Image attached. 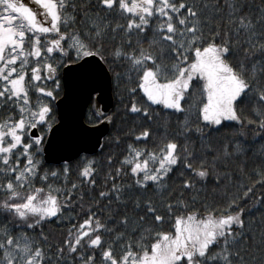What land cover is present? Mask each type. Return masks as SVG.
<instances>
[{
	"label": "snow or ice",
	"instance_id": "6c2138e0",
	"mask_svg": "<svg viewBox=\"0 0 264 264\" xmlns=\"http://www.w3.org/2000/svg\"><path fill=\"white\" fill-rule=\"evenodd\" d=\"M72 76L89 101L110 79L132 121L102 190L98 138L45 159ZM91 111L81 136L114 122ZM260 189L264 0H0V264H264Z\"/></svg>",
	"mask_w": 264,
	"mask_h": 264
},
{
	"label": "water",
	"instance_id": "95a60500",
	"mask_svg": "<svg viewBox=\"0 0 264 264\" xmlns=\"http://www.w3.org/2000/svg\"><path fill=\"white\" fill-rule=\"evenodd\" d=\"M63 94L56 102L57 118H63L64 127L60 131L54 126L53 132L49 134L48 140L51 148L46 144L45 159L49 164L58 165L59 157L67 158L69 155V145L78 144L88 149L92 148L96 139L102 144L107 136L110 125L103 120L95 126V130L85 136H81L76 129V121L85 122V114L88 106L93 103L97 111L111 114L113 110L112 82L110 79L101 81L102 92L100 95H94L92 100L87 98V84L84 78L72 76L65 83L62 78ZM102 118V117H101ZM88 127H92L87 125ZM100 146L96 145L94 151H89L88 155H94L98 152ZM77 159L73 156L72 161ZM71 162V161H70Z\"/></svg>",
	"mask_w": 264,
	"mask_h": 264
},
{
	"label": "trees",
	"instance_id": "16d2710c",
	"mask_svg": "<svg viewBox=\"0 0 264 264\" xmlns=\"http://www.w3.org/2000/svg\"><path fill=\"white\" fill-rule=\"evenodd\" d=\"M258 2V0H257ZM61 83H62V79H61ZM63 85V84H62ZM63 94V91L60 93V96L57 98V100L59 98H61ZM112 94H113V110L112 113L114 115V122L113 124L110 126V130L107 134V136L111 135L113 131H115L117 128L121 129V130H127L128 128H130L132 126V121L131 119H125L122 115V105L120 103L119 97L117 95V90L114 87V85L112 84ZM139 99V97H138ZM57 100L54 102L55 103V111H56V115H57V109H56V102ZM93 108V103H91L86 111L85 114V118L84 121L87 122L89 121V118L95 119L91 109ZM119 109V110H118ZM103 120V118L100 119V122ZM89 126H92L91 124H87ZM102 144H104V148L103 150H101V148H99L98 152L94 155H96L99 159H100V168H99V176L97 177V182H96V189H100L102 190L104 187L103 184V177L105 175V172L107 171V164L104 161V155L108 154L109 152H116L119 153L120 148L123 147V144H121L118 147L116 146H109L107 143H105V140L103 139ZM77 159L71 161L72 163H75ZM259 163V159L257 158L256 160H249V166L250 167H255V165ZM113 164H115V160L113 161ZM53 166H58V165H54L51 164ZM72 179H75V174L73 173ZM96 189H93L91 196L88 194L87 189L85 190V203H92L93 199L96 198L97 196V192ZM261 191H264V189H260ZM124 210V206L120 205L117 206L115 203H113L111 211L112 214L114 216H118L119 214H121V212ZM127 210L129 211L130 214H135L136 210L132 207L131 203L128 204L127 206ZM76 211H79V209H75L73 212V215L75 214ZM67 215V213H66ZM257 220H259V217H257ZM76 221H63V222H52V223H48L45 225V233L46 234H50V240L52 241H58L62 238L63 234H64V230L69 226L70 223H75ZM107 238V237H106Z\"/></svg>",
	"mask_w": 264,
	"mask_h": 264
},
{
	"label": "rangeland",
	"instance_id": "374dc122",
	"mask_svg": "<svg viewBox=\"0 0 264 264\" xmlns=\"http://www.w3.org/2000/svg\"><path fill=\"white\" fill-rule=\"evenodd\" d=\"M25 2H27V0H25Z\"/></svg>",
	"mask_w": 264,
	"mask_h": 264
},
{
	"label": "bare ground",
	"instance_id": "6f19581e",
	"mask_svg": "<svg viewBox=\"0 0 264 264\" xmlns=\"http://www.w3.org/2000/svg\"><path fill=\"white\" fill-rule=\"evenodd\" d=\"M111 126V125H110ZM110 130V129H109Z\"/></svg>",
	"mask_w": 264,
	"mask_h": 264
}]
</instances>
